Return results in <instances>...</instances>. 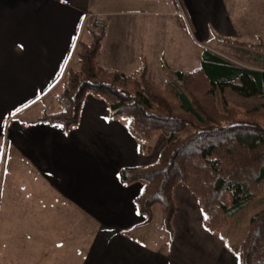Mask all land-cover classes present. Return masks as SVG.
Returning <instances> with one entry per match:
<instances>
[{"label": "crops", "instance_id": "0c3cea01", "mask_svg": "<svg viewBox=\"0 0 264 264\" xmlns=\"http://www.w3.org/2000/svg\"><path fill=\"white\" fill-rule=\"evenodd\" d=\"M206 1L0 0V140L6 139V158L12 162L3 188L24 189L30 173L33 185L53 190V203L69 206L61 217L55 204L50 205L52 198L43 206L44 197L5 195L0 207V264L238 263L205 228L195 198L181 183L172 191L169 252L151 251L132 240V233L146 224L133 202L141 186L123 185L118 173L151 164L161 147L155 154L152 145L150 153L141 152L126 118H112L102 99L87 94L77 125L67 132L57 123L36 122L42 113H30L50 96L93 7L108 15L101 66L130 74L144 58L152 82L153 76H164L162 62L177 69H184L186 60L192 61L191 69L199 65L201 50L196 56L185 53L183 23L193 27L199 39L209 35L203 20L213 21L215 30L218 25L225 30L215 17L216 8H204ZM180 8L183 17L177 14ZM180 42L181 53L173 56ZM16 171L23 173L17 179ZM60 220L66 223L60 226ZM83 220L97 229L90 230Z\"/></svg>", "mask_w": 264, "mask_h": 264}, {"label": "trees", "instance_id": "16d2710c", "mask_svg": "<svg viewBox=\"0 0 264 264\" xmlns=\"http://www.w3.org/2000/svg\"><path fill=\"white\" fill-rule=\"evenodd\" d=\"M103 36L78 42L77 69H70L57 97L62 109L43 111L36 122L57 123L67 132L78 123L87 94L102 99L112 118L125 117L141 152L161 134L164 145L154 162L121 168L123 185L139 183L133 202L144 223L161 206L171 233L172 191L183 184L195 198L202 222L219 232L253 200L264 196V67L238 65L209 49L189 70L168 69L162 86L148 79L141 58L130 74L99 62ZM264 62V56L256 55ZM237 264H264V207L253 214L238 246Z\"/></svg>", "mask_w": 264, "mask_h": 264}, {"label": "rangeland", "instance_id": "374dc122", "mask_svg": "<svg viewBox=\"0 0 264 264\" xmlns=\"http://www.w3.org/2000/svg\"><path fill=\"white\" fill-rule=\"evenodd\" d=\"M170 1H172L174 4V0ZM208 7L216 8V11L214 12L216 13L215 17L226 25V31L224 30V27L222 29L221 25L216 26L219 31L215 30L213 27V21L203 20L202 22L205 26H207L209 35H207L208 37L202 36L199 39L194 28L190 27L189 24L186 22L185 23L187 25L183 23L185 31V42L183 44V47H185L186 49L185 53L190 51V55L196 56L199 50L202 51L206 48L241 66H250L258 68L264 67V62L256 60L254 58L256 56L252 54V52H254L256 53V55L264 56V0H207L204 4V8L207 9ZM201 13L205 14V11L203 10L201 11ZM90 28L91 22L89 19H86L83 28L80 31L81 35L79 36L78 41L74 46V49L71 51L66 68L59 77L58 81H56V83L54 84L55 87H51L50 89V96L44 102H39L38 104L33 106V109L31 108L30 110L31 114L35 112H39L41 114L44 110V107L46 108L45 111L47 112H54L60 109L61 105H59L57 97L61 93L62 87L67 82L69 70H75L78 67V42L82 40L88 41V39L91 40L92 33L90 31ZM221 29L225 31L226 34L222 35ZM176 46L177 51L175 48L173 51V53L175 52V54L173 56L177 55L176 52H178L179 54L181 53L178 49L181 46V42L178 43ZM182 58L184 59V57ZM173 64L175 65V63ZM192 67V61L187 63L186 60V63L184 62L183 70H189ZM167 68L170 70L177 69L176 67H172L169 65H167ZM160 69L161 68H159V70ZM163 73L164 76H162V78L158 77L159 79H156V77L153 76L152 82L150 80L149 81L156 86H162L167 78V73L164 68ZM121 119L125 121V117H122ZM149 144L150 146L152 145L154 147L155 154L159 150V148H162V146L164 145L163 135H157L149 142ZM8 148L9 146L7 145L6 139L0 140V207L2 206V199L5 197V195L14 196L24 192V196L26 198L42 199L44 197L45 199L43 206H47L46 202L50 198H52V202H50V205L55 204L56 210H58V215L63 217V214L68 212L66 210V207L69 206L65 204L63 205L58 201H54L55 203H53V200H56V197H54L55 193L53 192V190L50 188H46L41 184L33 185L32 175L30 173L29 176L25 175L26 183L24 185V189L16 187L15 185H10V187L4 186L5 189L3 188L2 181H4L7 176H10L7 175L9 171L8 168L12 167V162L8 163V159L6 158ZM14 168H16V166ZM15 173L16 179L18 174H23L22 171H16ZM8 183H10V181ZM44 185L46 186L45 183ZM60 199L61 197L57 200L61 201ZM13 205L15 204H10L9 206ZM263 207L264 196L253 200L244 209H242L234 218L230 219L229 223L224 228H222L219 232L213 234L218 239V242L222 244V247L225 251L223 253H227L231 256H236L237 258L238 246L245 234L251 216ZM62 221L63 220L56 222L61 226V224L66 223V221ZM82 223L86 227L88 226V228L92 231H95L97 229V227L92 221H89L88 223V221L83 220ZM53 224L55 226V221L53 222ZM1 228L2 220H0V230ZM88 239L90 240V238ZM171 239L172 235L164 227L163 212L161 206L159 205L153 207V219L150 224H144L142 225L141 229L136 230L132 233L133 241L142 246H145L151 251L156 252H169L172 241Z\"/></svg>", "mask_w": 264, "mask_h": 264}, {"label": "built area", "instance_id": "2783aa9c", "mask_svg": "<svg viewBox=\"0 0 264 264\" xmlns=\"http://www.w3.org/2000/svg\"><path fill=\"white\" fill-rule=\"evenodd\" d=\"M180 16H185V12L182 8L177 13ZM89 19L91 22L90 31L93 36L101 37L104 34L105 28L108 22V15L104 13L100 8L93 7L85 16L84 22Z\"/></svg>", "mask_w": 264, "mask_h": 264}]
</instances>
